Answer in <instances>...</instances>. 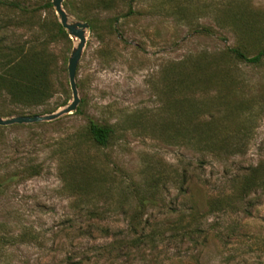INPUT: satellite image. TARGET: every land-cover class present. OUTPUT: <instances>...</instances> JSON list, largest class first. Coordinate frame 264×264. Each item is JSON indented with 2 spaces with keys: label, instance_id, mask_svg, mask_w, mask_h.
Instances as JSON below:
<instances>
[{
  "label": "rangeland",
  "instance_id": "374dc122",
  "mask_svg": "<svg viewBox=\"0 0 264 264\" xmlns=\"http://www.w3.org/2000/svg\"><path fill=\"white\" fill-rule=\"evenodd\" d=\"M16 1L32 8L45 0ZM62 6L69 21L89 25L75 76L78 110L0 125V235L17 237L0 249V264H264V192L243 198L239 188L264 163V62L226 53L264 47V0ZM55 21L53 6L36 14L0 6V40L52 35ZM69 39L49 44L58 58L54 94L24 105L0 91V117L70 103L67 65L77 39ZM89 120L113 128L106 146L87 137ZM38 164L41 174L10 178ZM213 198L232 204L208 212ZM197 227L234 231L202 247ZM134 237L141 241L128 251L122 241ZM104 245L112 256L99 254Z\"/></svg>",
  "mask_w": 264,
  "mask_h": 264
},
{
  "label": "trees",
  "instance_id": "16d2710c",
  "mask_svg": "<svg viewBox=\"0 0 264 264\" xmlns=\"http://www.w3.org/2000/svg\"><path fill=\"white\" fill-rule=\"evenodd\" d=\"M0 6H7L20 11L22 14H36L40 10L50 11L52 9L51 0H45L41 5L28 8L21 6L16 0H0ZM42 29L43 26H40ZM54 33L50 35L45 32L39 38H35L29 42H22L18 44L9 43L4 40H0V91L9 95L12 102L22 103L24 105H40L46 99L50 98L54 91L52 89V74L55 72L54 67L57 65V56L49 49L50 43L57 39H64L70 42L69 36L65 29L58 21L54 22ZM69 50V45H68ZM227 54H231L237 60L251 63L260 64L264 62V47L257 53L249 56L240 46L229 47L226 51ZM65 59L66 54L64 55ZM184 62H181V64ZM196 76H204L205 71L196 66ZM183 78L190 77L189 72H183ZM204 78V77H203ZM203 80H207L205 77ZM77 109L74 111L76 112ZM85 133L87 137L98 146H106L113 134V128L110 125L99 124L93 120H89L86 125ZM41 164L31 165L20 173H13L10 178L22 174H27V177L36 176L41 174ZM22 173V174H21ZM21 174V175H20ZM240 193L244 198L251 192L260 189L264 192V163H259L248 173L244 174L240 179ZM232 203L227 199H211L207 202V211L212 212L216 210H224L225 206H229ZM190 209L193 213L197 210L194 206ZM92 213L97 209H90ZM134 218L129 220V227L135 228L136 223L133 222ZM105 230V228H102ZM199 234L201 240L200 245L205 247L211 240L219 242L226 240L233 234L232 228H226V230H220L218 227H212L210 230L201 229L197 227L195 229ZM189 233V232H187ZM21 238V237H18ZM17 240L16 236L12 235H0V249L4 247L5 242ZM141 241L139 237H134L129 241H122L125 243V247L128 251L132 250V247L138 246V242ZM264 247V238H263ZM99 254H106L108 257L112 256V251L104 245L99 250ZM81 261L79 264H82Z\"/></svg>",
  "mask_w": 264,
  "mask_h": 264
},
{
  "label": "water",
  "instance_id": "95a60500",
  "mask_svg": "<svg viewBox=\"0 0 264 264\" xmlns=\"http://www.w3.org/2000/svg\"><path fill=\"white\" fill-rule=\"evenodd\" d=\"M64 0H51V4L59 18L61 26L67 31L68 35L74 39H77V43L73 46L71 53L68 57L67 72L69 78L70 89L72 92V100L70 103L57 112L51 114H31V115H18L8 118L0 117V125L33 123L40 121H51L64 114H70L74 112L79 103L78 88L75 80L76 71L79 60L82 55L83 48L86 43V29L89 27L87 22L83 21H69L66 11L63 9L62 2Z\"/></svg>",
  "mask_w": 264,
  "mask_h": 264
}]
</instances>
